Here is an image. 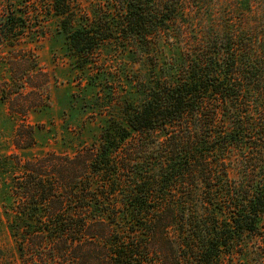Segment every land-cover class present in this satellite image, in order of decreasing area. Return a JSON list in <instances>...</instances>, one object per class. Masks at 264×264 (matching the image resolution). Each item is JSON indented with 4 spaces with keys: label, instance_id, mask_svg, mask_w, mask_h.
<instances>
[{
    "label": "trees",
    "instance_id": "trees-1",
    "mask_svg": "<svg viewBox=\"0 0 264 264\" xmlns=\"http://www.w3.org/2000/svg\"><path fill=\"white\" fill-rule=\"evenodd\" d=\"M6 1L0 41L10 48L9 75L0 94L26 116L49 106L51 79L19 47L25 23L43 5L67 20L78 0ZM119 3L111 24L68 27L76 54H91L113 30L145 43L187 2ZM245 33L228 28L203 39L179 69L154 73L124 122L76 153L1 157L13 202L2 204L0 223L3 213L16 253H0V264H242L247 237L264 264V55L254 39L242 45ZM34 131L17 132L15 146L34 147Z\"/></svg>",
    "mask_w": 264,
    "mask_h": 264
},
{
    "label": "rangeland",
    "instance_id": "rangeland-1",
    "mask_svg": "<svg viewBox=\"0 0 264 264\" xmlns=\"http://www.w3.org/2000/svg\"><path fill=\"white\" fill-rule=\"evenodd\" d=\"M186 2L183 16L147 42L113 30V34L107 33L110 38L84 56L73 51L68 27L87 28L103 20L113 23L122 9L119 0H78L74 15L67 20L48 14V8L43 5L39 14L26 21V33L20 35L19 47L35 55L37 72L41 69L49 74L50 104L35 108L25 116L18 113L22 111L20 106L11 111L0 94V162L1 157L15 154L23 158L39 157L50 151L74 154L98 141L101 132L114 120L124 122L125 106L140 105L146 98L142 84L154 73L166 76L169 67L179 69L187 61V53L195 52L203 39L223 36L228 28L246 32L242 45L249 46L254 39L261 56L264 55V0ZM6 4V0H0V21ZM9 49L0 41V82L9 75L6 62ZM19 98L25 99L23 95ZM30 126L35 130V146L27 150L17 148V132L26 131ZM0 175L2 210V204L11 205L13 201L7 190L11 172ZM230 175L237 179L241 174L233 167ZM255 243L254 237H247L244 252L237 253L239 262L260 263ZM0 253L8 257L16 253L7 216L3 213Z\"/></svg>",
    "mask_w": 264,
    "mask_h": 264
}]
</instances>
